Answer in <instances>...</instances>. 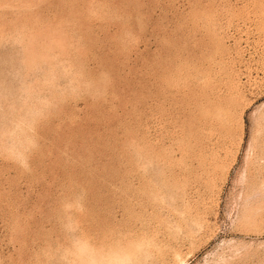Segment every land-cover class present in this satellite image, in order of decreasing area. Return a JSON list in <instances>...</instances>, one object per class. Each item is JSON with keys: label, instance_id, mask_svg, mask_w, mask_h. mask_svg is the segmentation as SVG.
<instances>
[{"label": "rangeland", "instance_id": "rangeland-1", "mask_svg": "<svg viewBox=\"0 0 264 264\" xmlns=\"http://www.w3.org/2000/svg\"><path fill=\"white\" fill-rule=\"evenodd\" d=\"M0 264H264V0H0Z\"/></svg>", "mask_w": 264, "mask_h": 264}]
</instances>
